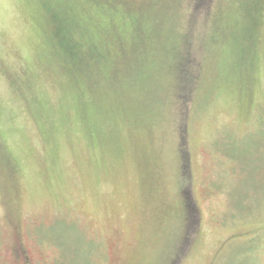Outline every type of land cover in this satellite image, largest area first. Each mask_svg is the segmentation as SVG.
<instances>
[{
    "label": "rangeland",
    "instance_id": "rangeland-1",
    "mask_svg": "<svg viewBox=\"0 0 264 264\" xmlns=\"http://www.w3.org/2000/svg\"><path fill=\"white\" fill-rule=\"evenodd\" d=\"M0 264H264V0H0Z\"/></svg>",
    "mask_w": 264,
    "mask_h": 264
},
{
    "label": "trees",
    "instance_id": "trees-1",
    "mask_svg": "<svg viewBox=\"0 0 264 264\" xmlns=\"http://www.w3.org/2000/svg\"><path fill=\"white\" fill-rule=\"evenodd\" d=\"M235 149V148H234ZM242 149H243V146H242V148H240V149H235V151H238V152H241L242 151Z\"/></svg>",
    "mask_w": 264,
    "mask_h": 264
},
{
    "label": "flooded vegetation",
    "instance_id": "flooded-vegetation-1",
    "mask_svg": "<svg viewBox=\"0 0 264 264\" xmlns=\"http://www.w3.org/2000/svg\"><path fill=\"white\" fill-rule=\"evenodd\" d=\"M25 252V251H24Z\"/></svg>",
    "mask_w": 264,
    "mask_h": 264
}]
</instances>
